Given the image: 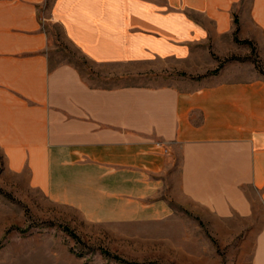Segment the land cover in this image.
Masks as SVG:
<instances>
[{
  "label": "crops",
  "instance_id": "obj_1",
  "mask_svg": "<svg viewBox=\"0 0 264 264\" xmlns=\"http://www.w3.org/2000/svg\"><path fill=\"white\" fill-rule=\"evenodd\" d=\"M57 38L119 79L93 83ZM235 38L264 59V0H0V178L93 221L239 218L264 264V76L204 74L249 51ZM164 68L201 75L153 83Z\"/></svg>",
  "mask_w": 264,
  "mask_h": 264
},
{
  "label": "rangeland",
  "instance_id": "obj_2",
  "mask_svg": "<svg viewBox=\"0 0 264 264\" xmlns=\"http://www.w3.org/2000/svg\"><path fill=\"white\" fill-rule=\"evenodd\" d=\"M54 33L59 36L58 30ZM235 40L249 44V51L240 48L238 55L225 58L212 53L214 64L206 66L209 62L201 61L206 66L204 74L239 61L243 65L231 68L240 71L239 76L248 77L253 71L264 76V59L257 56L250 42ZM57 41L61 58L72 61L93 83L108 86L119 79L99 73L93 63L59 38ZM249 62L253 67L247 66ZM151 75L155 78L150 80L157 84L201 74L164 68L152 70ZM8 176L0 178V264H249L254 245L244 236L251 229L232 227L243 223L239 218L223 222V228H213L195 212L177 207L164 222L93 221L72 206L51 201L25 180ZM257 214L262 216L259 207Z\"/></svg>",
  "mask_w": 264,
  "mask_h": 264
},
{
  "label": "trees",
  "instance_id": "obj_3",
  "mask_svg": "<svg viewBox=\"0 0 264 264\" xmlns=\"http://www.w3.org/2000/svg\"><path fill=\"white\" fill-rule=\"evenodd\" d=\"M216 70H214L213 72H215ZM125 262H127V261H125ZM128 263V262H127Z\"/></svg>",
  "mask_w": 264,
  "mask_h": 264
}]
</instances>
